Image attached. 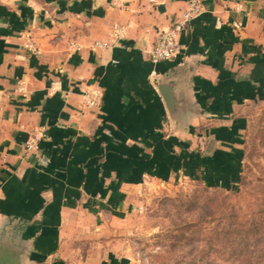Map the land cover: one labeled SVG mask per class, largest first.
I'll use <instances>...</instances> for the list:
<instances>
[{
    "label": "crops",
    "instance_id": "1",
    "mask_svg": "<svg viewBox=\"0 0 264 264\" xmlns=\"http://www.w3.org/2000/svg\"><path fill=\"white\" fill-rule=\"evenodd\" d=\"M199 1L180 52L153 62L189 0H0V258L131 264V193L183 173L187 151L239 148L240 102L264 80V0Z\"/></svg>",
    "mask_w": 264,
    "mask_h": 264
},
{
    "label": "rangeland",
    "instance_id": "2",
    "mask_svg": "<svg viewBox=\"0 0 264 264\" xmlns=\"http://www.w3.org/2000/svg\"><path fill=\"white\" fill-rule=\"evenodd\" d=\"M257 86L240 102V146L231 156L187 151L183 173L131 193L119 232L131 264H190L216 230L242 233L264 218V80Z\"/></svg>",
    "mask_w": 264,
    "mask_h": 264
},
{
    "label": "trees",
    "instance_id": "3",
    "mask_svg": "<svg viewBox=\"0 0 264 264\" xmlns=\"http://www.w3.org/2000/svg\"><path fill=\"white\" fill-rule=\"evenodd\" d=\"M252 220L242 233L234 232L229 227L216 230L208 245L199 251L198 258L190 261V264H264V218L261 215L260 221ZM234 234L238 238L232 240ZM221 238L224 241L216 245L214 242Z\"/></svg>",
    "mask_w": 264,
    "mask_h": 264
},
{
    "label": "built area",
    "instance_id": "4",
    "mask_svg": "<svg viewBox=\"0 0 264 264\" xmlns=\"http://www.w3.org/2000/svg\"><path fill=\"white\" fill-rule=\"evenodd\" d=\"M200 1L199 0H189V7L183 12V18L178 19L175 23L168 29L161 30L152 47L147 51L149 59L153 62L171 60L180 52L181 44H179V36L184 30L186 23L198 14L200 11ZM119 29L116 28L114 31V36H117ZM106 45V43H102ZM97 93L92 91L88 92L87 99L89 104H95ZM31 146V143H28Z\"/></svg>",
    "mask_w": 264,
    "mask_h": 264
},
{
    "label": "water",
    "instance_id": "5",
    "mask_svg": "<svg viewBox=\"0 0 264 264\" xmlns=\"http://www.w3.org/2000/svg\"><path fill=\"white\" fill-rule=\"evenodd\" d=\"M166 105L169 106L172 101L171 94L167 91V93L163 94ZM0 264H18L15 257L13 256H3L0 258Z\"/></svg>",
    "mask_w": 264,
    "mask_h": 264
}]
</instances>
